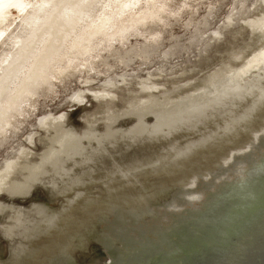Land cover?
<instances>
[{
	"label": "water",
	"instance_id": "95a60500",
	"mask_svg": "<svg viewBox=\"0 0 264 264\" xmlns=\"http://www.w3.org/2000/svg\"><path fill=\"white\" fill-rule=\"evenodd\" d=\"M0 264H264V47L167 107L59 134L0 198Z\"/></svg>",
	"mask_w": 264,
	"mask_h": 264
},
{
	"label": "rangeland",
	"instance_id": "374dc122",
	"mask_svg": "<svg viewBox=\"0 0 264 264\" xmlns=\"http://www.w3.org/2000/svg\"><path fill=\"white\" fill-rule=\"evenodd\" d=\"M107 5L90 50L69 57L64 47L26 90L38 57L23 54L24 18L34 10L13 9L0 25V198L59 134L167 107L227 78L264 45V0Z\"/></svg>",
	"mask_w": 264,
	"mask_h": 264
},
{
	"label": "bare ground",
	"instance_id": "6f19581e",
	"mask_svg": "<svg viewBox=\"0 0 264 264\" xmlns=\"http://www.w3.org/2000/svg\"><path fill=\"white\" fill-rule=\"evenodd\" d=\"M141 0H0V25L4 24L8 15L17 9L19 16L27 9L34 10L31 17H25L24 29L29 39L23 50L24 56L31 52L37 53V61L26 73V81L21 90H26L28 83L43 79L49 67L51 57L67 47L69 57L81 50H90L94 39L102 32L98 23V10L113 4L123 7L135 6ZM1 27V26H0ZM255 32V30H253ZM264 47H258L248 58L246 64ZM28 49V50H27ZM81 53V52H80ZM245 64V65H246ZM244 65V66H245ZM234 70L233 73L241 70ZM232 73V74H233ZM231 76V74L229 75ZM227 76V77H229ZM8 85L4 80L3 87ZM1 90H3L1 88ZM5 111L2 112V115Z\"/></svg>",
	"mask_w": 264,
	"mask_h": 264
}]
</instances>
